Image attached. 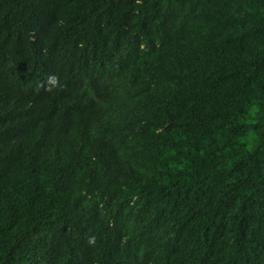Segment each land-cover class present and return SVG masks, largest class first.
<instances>
[{"label":"trees","instance_id":"trees-1","mask_svg":"<svg viewBox=\"0 0 264 264\" xmlns=\"http://www.w3.org/2000/svg\"><path fill=\"white\" fill-rule=\"evenodd\" d=\"M0 264H264V0H0Z\"/></svg>","mask_w":264,"mask_h":264}]
</instances>
